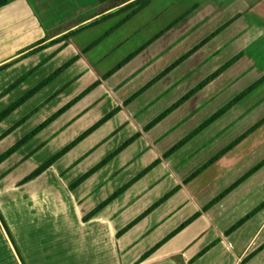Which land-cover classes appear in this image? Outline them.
I'll use <instances>...</instances> for the list:
<instances>
[{
	"label": "crops",
	"instance_id": "crops-1",
	"mask_svg": "<svg viewBox=\"0 0 264 264\" xmlns=\"http://www.w3.org/2000/svg\"><path fill=\"white\" fill-rule=\"evenodd\" d=\"M145 1L13 0L0 9V96L30 71L42 73L47 69L58 70L75 59L54 80L51 87L54 86L57 91L53 97L47 98V102L59 98L66 90L78 87L86 79L89 83L79 89L80 94L96 82L101 84L59 117L62 118L59 122L74 123L77 119L86 118L106 99L111 102L110 113L121 108L109 122L29 183L23 185V180H11V175L16 174L25 162L18 161L19 152L6 160L11 170L0 176V264H264V238L260 240L264 235V165L255 171L253 169L257 165L251 166L248 168L250 170L235 176L228 168L213 170L215 164H212L185 183L193 174L180 176L179 171L192 156L182 154V149L164 159L166 152H160L157 149L158 141L152 140L153 137L166 138L170 131L162 130V134L156 132L159 123L147 132L146 126L140 123V114L158 98L143 110L137 107V102L144 93L154 88V84L156 86L165 79L163 77L146 88L162 71L132 96L120 97L126 86L142 73L147 60L157 58L168 43L176 41L180 47H172L170 51L166 49V53L173 52L170 58L174 51H190L193 54L191 58L203 56L217 61L226 60L224 63L216 62L213 67L220 71L229 65L218 77L230 73L237 75V90H241L237 92V99L242 97L237 102V117L246 112L240 111V107L247 101L250 107L264 106V0H149L148 5L139 9ZM170 14L163 29L160 26L152 33L160 25L161 18ZM146 28L150 31L143 42ZM203 29L206 30L205 35L201 33ZM131 40L140 45L134 47L130 54L121 56L119 53L128 50ZM96 42L97 45L87 50ZM147 54H150L148 59L140 64L139 59ZM129 58L128 63L105 78ZM207 64L203 65L208 68L212 65ZM33 80L29 81L32 85ZM144 89V93L125 105L127 100ZM246 90H249V95ZM4 99L0 98V105ZM19 111L21 108L9 118ZM138 133L141 137L118 155L122 159L127 157L122 160V165L140 160L148 152L153 153L154 157L142 171L157 160H161V163L102 211L87 219L96 207L121 188L102 199L96 207L84 211L83 204L87 198L95 188L103 186L100 175L94 179L100 170L71 189L79 176L74 177L73 172L109 138L125 135L129 140ZM253 135L237 143L240 149L246 140L252 141L249 147L243 148L241 154L233 158L229 168H238L247 158L245 156L264 146V134L261 138H254ZM88 142L91 147L82 151ZM80 148L81 152L77 151ZM130 151L134 157L129 162ZM78 152L77 159L72 162L70 155ZM118 156L102 168L104 180L108 176L106 168L112 165L114 169L113 163ZM64 160L65 164L59 167ZM51 177L58 183L63 197L68 199L70 212L66 213L59 207L64 198L35 195L36 184L42 181L48 186ZM68 177L73 179L67 181L65 178ZM199 181L201 183L196 185ZM235 184L237 187L231 193L205 211L209 204ZM24 191H27L26 196ZM173 191L175 193L169 200L120 235L128 225ZM50 202H55L56 208L62 211L58 212L55 208L50 210ZM6 203L10 204V217L3 205ZM133 203H145L147 206L129 218L128 212L133 208ZM236 209L237 217L231 225L232 213ZM257 209L244 225L230 232ZM197 213H201L197 220L141 261L145 254ZM67 216L74 218L73 225L77 221V228L89 233L90 243H72L54 232L61 227L59 221L63 223ZM252 222L259 223L254 234L250 239L241 240V233ZM49 230L51 233H46ZM208 248L205 254L198 257ZM253 254L249 261L244 262Z\"/></svg>",
	"mask_w": 264,
	"mask_h": 264
},
{
	"label": "rangeland",
	"instance_id": "rangeland-1",
	"mask_svg": "<svg viewBox=\"0 0 264 264\" xmlns=\"http://www.w3.org/2000/svg\"><path fill=\"white\" fill-rule=\"evenodd\" d=\"M171 15L172 14L168 15L164 19L161 18L160 25L156 26L152 33L157 31L160 26L163 29L165 23L168 22V19H170ZM203 30L201 33L205 35L206 30ZM149 31L150 30L148 28L145 29L143 42L147 40ZM141 40L142 39L140 38V41ZM176 43V41L173 43H168L165 47L168 51H170V48L172 47H180V45H177ZM126 45H128V43ZM137 45L138 44H136V42L131 40L128 50L122 51L119 54L121 56L126 55L127 53L130 54L132 49L137 47ZM166 49H162L164 52H161L157 58L147 60V56L150 54L142 56L139 59L140 64H144L147 60V64L143 67L142 73L139 74L134 81L126 86V89L124 90L125 92L123 94H120V97L124 98L127 96H132L146 83L150 82L152 79L154 80V77L157 76L159 72L162 71V74L165 73V79L162 77L163 81L161 82L159 80L160 82L156 86L154 84V88H151V90H149L147 93H144V96L137 102V107L140 106V110H143L158 98L154 104H152L145 112L140 114V118H142L140 123L142 126H146V128H148L153 123H155L154 126L161 123L159 124L160 127L156 132L162 134L160 133L162 130L166 132L170 131L166 138L158 139L153 137L152 141H158L157 149L160 152L165 151L167 153L184 139L192 135L200 127L207 124L210 119L214 118V116L218 115L214 121L207 125L205 128L206 130L204 129L203 132L201 131V134L199 133L196 135L188 143L183 145L175 152V154H177L182 149H184L182 154H186L188 157L192 156L188 162L181 166L182 171H179V175H192L216 157L218 158L216 161H214L213 164L215 165H213L214 167L212 169L218 171L228 168V171L232 170L233 172H230L232 174L234 173L235 176H237L239 173H244L246 170H250L248 168L254 165H257V167L253 169V171H255L258 167L261 168L264 165V146L250 153L248 156H245L247 158L238 168H236L237 166L235 168H229V166H231L233 158L237 156V154L240 155L241 150L245 147H249L252 143V141L250 143V139L246 140L244 142L246 145L243 144L244 146L242 145L239 147L240 149H238V142L253 134L254 138L263 136L264 106L250 107L248 106L250 102L247 101L244 105H242V107H240V111L245 110L246 112H244L243 115L237 117V92L241 91L237 90V75L230 73L223 75L221 78L220 76L218 77L219 74L216 75L219 72L218 69H214L213 67L216 62L222 63L226 60L217 61L215 59H206V57L204 58L203 56L191 58L193 54L190 53V51L186 53H177L174 51V54L171 55L172 58H170V54L173 52L166 53ZM204 63H212V65L210 68H208L203 65ZM56 71L57 70L54 69H47L42 73H38L39 71H30L24 74V76L16 81L18 82L22 79L20 84L16 86L11 92L3 96L5 99L0 105V115L12 105L17 103L22 97L30 93L44 81L50 78L53 74H55ZM55 79L50 81V83L42 87L39 92L23 103L22 106L19 107L21 108V111H19L13 118H9L12 114L6 118H0V157L12 147L17 145L20 141L30 136L33 131H35L44 122L50 119V117L65 107L80 94L79 89L89 83V80L86 79L82 81L78 87L66 90L59 98L56 97L57 99L54 98L47 102V98L49 99L56 94L57 90L54 88V86L51 87ZM30 80L34 81V85L29 82ZM25 82L27 85H23ZM175 84L177 85L175 86ZM15 91H17V93L12 97H9ZM245 92L248 94L249 90H246ZM185 98L187 99L182 102V100ZM180 102L182 103L179 104ZM110 103L111 102L106 99L97 108V110H94L91 115L86 116V118H81L80 120L77 119V121L74 123H69L70 121H67L68 123H61L59 120L62 118L58 117L45 129L40 131L36 136L30 138V140H28L16 152H19L17 155L18 161L24 160L25 162L22 166H20L16 174L11 172L13 173L11 175V180H24L34 170L49 161L64 147L77 139L89 128L97 124L102 118H104V116L110 113ZM175 105H177V107L171 111L169 115H167L162 120H159V116L164 114L165 111H168ZM68 124L69 126L66 127ZM153 127L149 128L148 131ZM256 130H258V132ZM155 135H157V133ZM125 137L126 136L123 135L122 137L118 138H109L105 143L99 146L95 153L91 154L88 159H86L80 165V167H78V169L73 172L74 177L79 175L75 180L77 181L82 175L86 174L110 154H112L115 150H117L120 146L126 143L128 140ZM93 140L95 141L97 139ZM191 141L192 143L188 145ZM90 147L91 144L88 142L86 145H84L82 151H86ZM81 148L77 151H80ZM80 152L70 155L69 158L72 159V162L77 159ZM128 154L131 158L129 160L130 162L134 157V153L131 154L130 151ZM152 154L153 153L148 152L144 154L140 160L138 159L127 166H124L125 164L122 165V160H125L127 157L122 159V156H118L119 158L113 163V166L115 165L114 169L112 165H109L106 168L107 171L104 170L108 175L105 180L102 174L103 169L100 170L95 175L94 179L100 175L103 186L100 185V187L98 186V188H95L94 193L87 198V201L83 204V207L85 208L84 211L89 210L90 207H96L102 202V199H106L110 194H113L115 191L119 190L126 183H128V181L139 175L146 165L152 161L154 157ZM182 154L178 156H181ZM6 160L2 163V165H0V176L7 174V172L11 170L8 165L9 162ZM65 162V160L62 161L59 167L63 166ZM262 173H264V170ZM204 176L205 175H203L202 178ZM70 178L72 177L65 179L68 181ZM105 181H107V183H105ZM200 183L201 181L197 182L196 185ZM36 185L37 187L35 188V195H47L51 198L58 196L64 198L60 193L62 191L58 183L52 177L49 178V183H47L48 186L43 184L42 181ZM1 189L4 190V187ZM23 193L26 196L27 191H24ZM3 205L5 209L8 210L7 214L10 217V204L6 203ZM48 205L50 206V210L55 208L54 210L58 212H61V209L66 211V213L70 212L69 201L66 198H64V200L59 204L61 209L59 207L56 208L57 205L55 202H50ZM131 206H133V208L130 210V213L128 212L129 218L133 213L140 212L142 207L147 206V204L133 203ZM126 216L128 217V215ZM232 217L233 218L229 223L231 225L234 224V218L237 217V209L232 213ZM73 222L74 218L67 216L63 223H61V220L59 221L58 224H60L61 227L60 229L56 228L54 232H56L58 236L61 235L64 238L73 241L72 243H90L89 233H86L87 231L84 229L77 228V221L75 225H73ZM257 224L259 223L252 222L250 226L244 229L240 235L241 240L245 241L250 239L254 234L253 231ZM35 227L39 226L35 225ZM35 229L40 230L43 228ZM47 232L51 233L50 230L46 231V233ZM263 238L264 235L260 237V240Z\"/></svg>",
	"mask_w": 264,
	"mask_h": 264
},
{
	"label": "trees",
	"instance_id": "trees-1",
	"mask_svg": "<svg viewBox=\"0 0 264 264\" xmlns=\"http://www.w3.org/2000/svg\"><path fill=\"white\" fill-rule=\"evenodd\" d=\"M13 0H0V9L9 5ZM149 0H146L145 2H143L139 9L145 7L146 5H148ZM138 9V10H139ZM137 12V11H135ZM99 42V41H98ZM98 42H96L95 44H93L92 46H90L87 50H89L90 48L94 47L95 45L98 44ZM131 58H129L128 60H126L121 66H119L117 69H115L113 72H111L110 74H108L105 78H109L110 76H112L117 70H119L122 66H124L126 63H128L130 61ZM75 59H73L72 61L68 62L66 65H64L62 68H60L59 70H57L55 72V74H53L50 78H48L46 81H44L41 85H39L37 88H35L34 90H32L30 93H28L27 95H25L24 97H22L17 103H15L14 105H12L10 108H8L6 111H4L1 115L0 118H6L7 116H9L10 114H12L15 110H17L19 107L22 106L23 103H25L30 97L34 96L37 92H39L41 90L42 87H44L45 85H47L48 83H50V81H52L53 79H55L56 77H58L61 73H63L67 68H69L73 63H74ZM229 66V65H227ZM226 66V67H227ZM175 67V66H173ZM172 67V68H173ZM226 67H224L222 70H220L216 75L220 74ZM165 73L161 74V76H159L156 80H154L151 84H149L146 88L151 87L155 82H157L158 80L162 79V77H164ZM22 80V79H21ZM20 81L16 82L15 84H13L11 87H9L5 92H3V94L0 96V98H2L3 96H5L6 94H8L9 92H11L13 89H15L16 86H18L20 84ZM101 84V82H96L95 84H93L91 87H89L87 90H85L82 94H80L78 97H76L75 99H73L71 102H69L65 107H63L61 110H59L57 113H55L52 117H50V119H48L46 122H44L39 128H37L35 131L32 132V134L30 136H28L27 138L23 139L22 141H20L17 145H15L14 147H12L10 150H8L6 153H4L1 157H0V165L9 157H11L12 155H14L20 147H22L28 140H30V138L36 136L40 131H42L43 129H45L48 125H50L54 120H56L58 117H60L61 115H63L65 112H67L71 107H73L75 104H77L81 99H83L86 95H88L89 93H91L96 87H98ZM145 89L139 93H137L136 95H134L132 98H130L129 100H127L125 102V105H129L130 103H132L136 98H138L142 93H144ZM242 97L237 99V102L241 99ZM187 98L183 99V101H185ZM182 102H180L179 104H181ZM177 107V105L173 106L171 109H169L167 112H165L163 115H161L159 117V120H162L163 118H165L167 115H169L171 113V111H173L175 108ZM121 111V108H116L115 110H113L111 113H109L108 115H106L104 118H102L97 124H95L93 127L89 128L87 131H85L82 135H80L77 139H75L73 142H71L69 145H67L66 147H64L61 151H59L56 155H54L49 161H47L46 163H44L42 166L38 167L36 170H34L30 175H28L23 181L22 184H26L29 183L33 180H35L36 178H38L40 175H42L45 171H47L50 167H52L58 160H60L62 157H64L65 155H67L70 151H72L76 146H78L81 142H83L85 139H87L91 134H93L96 130H98L101 126H103L106 122H108L110 119H112L114 116H116L119 112ZM218 115L214 116V118L210 119V121L203 125L202 127H200L197 131H195L192 135H190L189 137H187L186 139H184L182 142H180L177 146H175L174 148H172L171 150H169L165 155H164V159H168L170 156H172L178 149H180L183 145H185L186 143H188L192 138H194L196 135H198L201 131H203L207 125L209 123H211L212 121L215 120V118ZM155 125V123H153L152 125H150L148 128H146V131H148L149 128L153 127ZM141 137V134H136L134 137L130 138L126 143H124L122 146H120L117 150H115L112 154H110L107 158H105L103 161H101L98 165H96L94 168H92L90 171H88L86 174H84L82 177H80L77 181H75L73 183V185L71 186V189H75L76 187H78L79 185H81L83 182H85L89 177H91L92 175H94L95 173H97L99 170H101L105 165H107L110 161H112L115 157H117L119 154H121L125 149H127L129 146H131L135 141H137L139 138ZM218 157L214 158L212 161L208 162L204 167H202L200 170H198L195 174H193L191 177H189L188 179L185 180V183L190 182L192 179H194L197 175L200 174V172L204 171L206 168H208L209 166H211L214 161L217 160ZM161 163V160H157L154 163H152L149 167H147L144 171H142L139 175H137L134 179H132L129 183H127L124 187H122L119 191H117L116 193H114L110 198H108L105 202L101 203L98 207H96L87 217V219H91L92 217H94L96 214H98L100 211H102L105 207H107L110 203H112L115 199H117L122 193H124L126 190H128L131 186H133L135 183H137L140 179H142L145 175H147L151 170H153L155 167H157L159 164ZM237 187V184H235L234 186H232L229 190H227L224 194H222L220 197H218L216 200H214L211 204H209L206 208L205 211H207L208 209H210L212 206L216 205L217 203H219L223 198H225L229 193H231L235 188ZM176 191V190H175ZM175 191L171 192L170 194L166 195L164 198H162L160 201H158L157 203H155L151 208H149L146 212H144L141 216H139L134 222H132L130 225H128L124 230H122L120 232V235H123L124 233H126L127 231H129L132 227H134L137 223H139L142 219H144L147 215H149L150 213H152L154 210H156L158 207H160L162 204H164L167 200H169L171 198V196L175 193ZM259 209L255 210L254 213H252L251 215H249L248 217L244 218L243 220H241L238 224H236L231 230L230 232H233L234 230H236L237 228L241 227L242 225H244L251 217L252 215H254ZM201 216V213H197L195 214L193 217H191L189 220H187L184 224H182L177 230H175L173 233H171L167 238H165L163 241H161L158 245H156L150 252H148L147 254H145L142 257V260H145L146 258H148L153 252H155L156 250H158L161 246H163L166 242H168L170 239H172L175 235H177L179 232H181L182 230H184L187 226H189L190 224H192L195 220H197L199 217ZM2 222L3 218L1 217ZM229 232V233H230ZM210 248H208L207 250H204L198 257L202 256L203 254H205ZM255 254L251 255L250 257H248L244 262L249 261ZM197 257V258H198Z\"/></svg>",
	"mask_w": 264,
	"mask_h": 264
}]
</instances>
